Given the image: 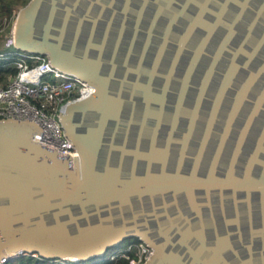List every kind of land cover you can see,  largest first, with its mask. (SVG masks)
Listing matches in <instances>:
<instances>
[{"label": "water", "instance_id": "95a60500", "mask_svg": "<svg viewBox=\"0 0 264 264\" xmlns=\"http://www.w3.org/2000/svg\"><path fill=\"white\" fill-rule=\"evenodd\" d=\"M15 45L93 90L75 155L0 121V258L264 264V0H28Z\"/></svg>", "mask_w": 264, "mask_h": 264}, {"label": "built area", "instance_id": "2783aa9c", "mask_svg": "<svg viewBox=\"0 0 264 264\" xmlns=\"http://www.w3.org/2000/svg\"><path fill=\"white\" fill-rule=\"evenodd\" d=\"M5 26V18L0 11V31L3 32ZM4 38V44L14 46L15 50L0 52V59H13L17 72L9 74L5 83H0V121L32 123L40 130L39 133H32L33 140L55 147L58 154H77L62 127V110L67 102L89 94L92 86L76 74L54 66L45 54L17 48L15 22ZM17 255L1 257L0 264ZM118 256L125 257L128 264H144L150 250L142 242L132 243L116 251L110 258Z\"/></svg>", "mask_w": 264, "mask_h": 264}, {"label": "trees", "instance_id": "16d2710c", "mask_svg": "<svg viewBox=\"0 0 264 264\" xmlns=\"http://www.w3.org/2000/svg\"><path fill=\"white\" fill-rule=\"evenodd\" d=\"M27 2L28 0H0V11L6 23L3 32L0 31V44L4 43V35L14 22L16 17L15 7L18 5L23 6ZM16 72L17 67L13 59H0V83H5L7 76ZM118 247H111L103 255L95 256L88 260L47 259L41 258L38 254L22 253L18 254L14 259L8 260L5 264H128L127 259L123 256L110 258L112 254L116 253V248Z\"/></svg>", "mask_w": 264, "mask_h": 264}, {"label": "rangeland", "instance_id": "374dc122", "mask_svg": "<svg viewBox=\"0 0 264 264\" xmlns=\"http://www.w3.org/2000/svg\"><path fill=\"white\" fill-rule=\"evenodd\" d=\"M21 7L22 6H19V5L15 7L16 16H17V13H18V11L20 10ZM15 19H16V17H15ZM15 19H14V22H15ZM5 38H4V43H5ZM4 43L0 44V52L9 51V50H11V51L15 50L14 46H11V45L10 46H6ZM125 244H126V242L121 243L120 245H124V246L116 248V251L122 250V248L126 246Z\"/></svg>", "mask_w": 264, "mask_h": 264}, {"label": "flooded vegetation", "instance_id": "af4514ba", "mask_svg": "<svg viewBox=\"0 0 264 264\" xmlns=\"http://www.w3.org/2000/svg\"><path fill=\"white\" fill-rule=\"evenodd\" d=\"M123 242H126V244H132V243H138V242H142V243H144L143 241H141L138 237H136V236H132V237H128V238H125L124 240H122L121 241V243H123ZM120 243V244H121ZM118 245L119 247H121L122 245ZM125 244V245H126ZM148 248H149V250H150V254H151V252H152V249H151V247L148 245V244H146V243H144ZM118 247V248H119Z\"/></svg>", "mask_w": 264, "mask_h": 264}]
</instances>
